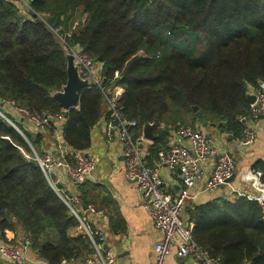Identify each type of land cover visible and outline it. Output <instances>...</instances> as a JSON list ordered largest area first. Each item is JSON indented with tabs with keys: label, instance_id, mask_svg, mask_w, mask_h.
Segmentation results:
<instances>
[{
	"label": "trees",
	"instance_id": "trees-1",
	"mask_svg": "<svg viewBox=\"0 0 264 264\" xmlns=\"http://www.w3.org/2000/svg\"><path fill=\"white\" fill-rule=\"evenodd\" d=\"M30 3L27 11L0 0V112L25 135L0 114V240L18 245L5 232L23 234L22 242L48 264L86 260L91 241L84 231L71 234L80 222L32 146L43 154L44 140L62 125L68 150L86 152L104 114V91L92 85L82 91L78 107H61L53 93L67 83L68 60L55 30L101 65L105 89L124 88L121 103L138 122V136L152 125L153 164L179 125L217 126L234 140L244 137L255 119L248 95L264 81V0ZM9 103L34 115L63 113L64 122L34 131ZM251 171L264 186V159ZM80 195L88 205L86 192ZM183 219L221 264H264V202L238 195L190 199Z\"/></svg>",
	"mask_w": 264,
	"mask_h": 264
},
{
	"label": "built area",
	"instance_id": "built-area-1",
	"mask_svg": "<svg viewBox=\"0 0 264 264\" xmlns=\"http://www.w3.org/2000/svg\"><path fill=\"white\" fill-rule=\"evenodd\" d=\"M21 8L31 11L30 0H12ZM68 53L74 55L75 63L83 78H90V86L97 85L104 91V103L107 107L106 133L111 141L121 147L125 160V177L128 181H136L142 195V207L150 215L161 237L155 246L156 263L167 264L173 247L178 256L192 258L193 264H221L210 251L197 243L194 238L193 225L184 222L183 213L188 200L197 193L216 192L228 184V179L236 174L237 161L230 148H220L215 144L213 135L199 125H179L173 128L177 142L169 144L158 153L157 163L149 160L150 141L145 135H137L138 122L130 119L125 111L121 98L125 92L121 86L105 89L103 84L101 65L82 48L71 45L55 30ZM89 86V87H90ZM253 94L255 101L251 103L252 114L255 119L264 115V81ZM14 108L15 115L34 131L44 130L51 122L63 124V113L43 112L32 114L26 108L9 103ZM5 117L23 135L19 126ZM244 117L239 120L244 121ZM242 139L236 140L238 148H246L256 141L258 130L249 123ZM60 126V125H59ZM165 128V124L160 125ZM25 136V135H24ZM55 154L44 151L39 154L32 146L35 159L40 164L53 188L62 196L71 214L80 222L91 241L93 253L86 259V264H114L115 255L105 249L107 235L102 229L92 228L91 218L104 217L105 212L94 204L84 205L80 193L64 194L59 184L58 169H63L66 176L76 184L92 175L96 170L97 159L85 151L68 150L62 131V125L53 135L52 144ZM67 153H71L67 158ZM162 168H166L171 178L179 176L182 186L177 194L171 192L166 180L162 176ZM253 174L250 179H257ZM257 176V177H256ZM259 181V178H258ZM260 182V181H259ZM261 184V183H260ZM254 199V198H252ZM256 200L262 202L260 198ZM264 202V201H263ZM0 259L3 262L28 264L30 258L21 245L8 244L0 240Z\"/></svg>",
	"mask_w": 264,
	"mask_h": 264
},
{
	"label": "crops",
	"instance_id": "crops-1",
	"mask_svg": "<svg viewBox=\"0 0 264 264\" xmlns=\"http://www.w3.org/2000/svg\"><path fill=\"white\" fill-rule=\"evenodd\" d=\"M103 113L102 119L93 130L92 144L86 151L97 159L96 170L80 184H76L66 176L63 169H58L57 175L61 179L59 186L64 194L86 192V198L90 200L89 204H94L105 212L104 217L93 216L90 225L92 228L102 229L107 235L104 246L106 250L115 255L114 264H155V246L161 234L156 229L148 212L142 207V195L137 182L128 181L125 177V160L121 147L117 142L111 141L106 133L107 107L105 104ZM249 124L258 132L254 144L246 148H238L236 140L217 126H201L213 135L218 147L232 150L237 161L236 178L216 192L197 193L191 200L203 202L212 196L232 197L238 195L254 199L260 198L262 202L264 201V186L260 184L257 176L255 180L250 179V176L253 175L251 167L254 162L264 159V115L252 120ZM219 131L226 137H216L214 133ZM52 137L49 136L44 140L43 150L55 154V147L51 145ZM174 142H177V137L171 131L168 144ZM157 161H154L153 164ZM162 176L166 180L168 189L177 194L182 186L181 178L179 176L171 178L166 168H162ZM82 231L84 230L81 227H76L72 229L71 234L77 235ZM5 234L8 241L18 242V245H21L24 239L23 234H17L15 231L6 230ZM23 249L30 258L28 264H48L28 246V243H23ZM177 252V248L173 247L167 264L194 263L192 258H181ZM4 264L15 263L4 262ZM62 264H86V260L77 258L70 261L65 260Z\"/></svg>",
	"mask_w": 264,
	"mask_h": 264
},
{
	"label": "water",
	"instance_id": "water-1",
	"mask_svg": "<svg viewBox=\"0 0 264 264\" xmlns=\"http://www.w3.org/2000/svg\"><path fill=\"white\" fill-rule=\"evenodd\" d=\"M68 60V80L61 90L55 91L53 97L58 101L64 110L75 108L79 106L80 96L84 89L90 86V78H83L79 72L78 66L75 63L74 55L66 52ZM102 57L100 61H102ZM248 99L250 102L255 101V95L249 94ZM195 109H197L195 107ZM145 138L153 142L156 136L152 132V125L146 126L144 130ZM236 174H233L229 179L228 183L234 181ZM9 214V213H7Z\"/></svg>",
	"mask_w": 264,
	"mask_h": 264
},
{
	"label": "rangeland",
	"instance_id": "rangeland-1",
	"mask_svg": "<svg viewBox=\"0 0 264 264\" xmlns=\"http://www.w3.org/2000/svg\"><path fill=\"white\" fill-rule=\"evenodd\" d=\"M214 134H215V136L218 137V138H225V137H226L225 134L222 133L221 131H219V132H215Z\"/></svg>",
	"mask_w": 264,
	"mask_h": 264
}]
</instances>
